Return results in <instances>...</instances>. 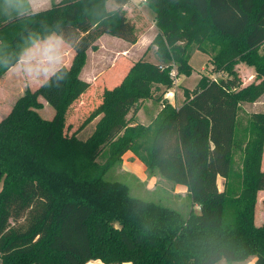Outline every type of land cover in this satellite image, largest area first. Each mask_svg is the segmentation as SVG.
I'll return each instance as SVG.
<instances>
[{
    "label": "trees",
    "instance_id": "trees-1",
    "mask_svg": "<svg viewBox=\"0 0 264 264\" xmlns=\"http://www.w3.org/2000/svg\"><path fill=\"white\" fill-rule=\"evenodd\" d=\"M108 1L58 0L31 11L21 0L10 14L0 12V78L30 36L55 33L74 51L68 66L25 89L0 119V264H217L251 256L264 264V222L255 223L264 112L251 114L244 147L236 133L240 104L264 94V0H145L158 62L127 63L71 128L67 115L90 86L81 78L88 49L104 34L137 41L124 9L130 0H111L113 8ZM193 50L226 77H207L177 107L165 104L147 140L148 126L127 115L147 99L164 102L171 72L188 73ZM238 64L255 80L242 86ZM41 99L53 108L50 119L39 113ZM127 151L151 175L185 187V215L105 177Z\"/></svg>",
    "mask_w": 264,
    "mask_h": 264
},
{
    "label": "rangeland",
    "instance_id": "rangeland-1",
    "mask_svg": "<svg viewBox=\"0 0 264 264\" xmlns=\"http://www.w3.org/2000/svg\"><path fill=\"white\" fill-rule=\"evenodd\" d=\"M51 1L54 0H25L31 11L47 8ZM20 2L21 0H0V12L6 15L10 14ZM30 3L34 5L35 10L32 9ZM107 7H114L111 0L108 1ZM125 11L126 16L134 24L137 41L129 43L117 37L103 35L96 41L98 46L96 49H88L81 77L88 80L90 86L79 100L73 104L67 115L66 121L71 123V128L79 126L89 112L97 105L102 90L105 87L119 82L125 72L124 66L127 63L136 61L139 58L147 59L153 63L158 62L156 53L158 39H156L157 29L153 20V12L146 5V2L142 0H130L126 4ZM64 49L66 52V66H68L71 63L74 51L66 43ZM189 64L190 70L188 73L177 74L175 69L171 72L172 86L164 94V102L151 100L153 103L150 106H144V110L141 116H139L140 118L137 117L138 111L134 115L131 112L127 115L131 123H140L148 126L147 140L152 137L156 129V118L152 119V112H155V110L158 112L159 109L164 108L165 104L177 107L189 94L197 90L200 83L204 82L207 77L216 80L226 77L225 73L215 71L212 68L210 56L199 50H193ZM236 69L242 86L255 80V73L249 67L238 64ZM39 85V83L29 80L22 72L17 71L14 66L7 70L0 78V118L10 111L15 100L25 89L33 90ZM41 101L43 107L39 110V113L42 117L50 119L53 115V108L43 99ZM142 107L143 105L140 108ZM256 112H264V94L253 102H243L239 106L236 133L242 139L243 147L246 139L249 137L247 131L250 126V116ZM151 119L153 121L148 124ZM91 128V124L87 125L85 132L89 133ZM85 135L81 134L80 136L84 137ZM129 153L122 156L120 167L109 170L105 177L107 179L123 181L130 187L133 194L176 207L185 215L189 209L188 198L185 197L186 190L181 185L174 184L157 174L151 175L140 160L127 156ZM242 154L241 150L235 152L234 158L237 168H239L241 163ZM133 160L136 162H133ZM139 166L144 169V172L141 169L143 173L141 176L143 178L138 177L134 171L138 170ZM261 169L264 170V154H262ZM223 181L222 178H218L217 183L220 190L223 189ZM181 201L185 205L184 209L181 208L183 206ZM255 219L256 224L264 222V191L262 190L257 194ZM251 257L250 259L248 258L249 260L247 259L245 264L253 259V256ZM218 264H239V262L222 261Z\"/></svg>",
    "mask_w": 264,
    "mask_h": 264
},
{
    "label": "clouds",
    "instance_id": "clouds-1",
    "mask_svg": "<svg viewBox=\"0 0 264 264\" xmlns=\"http://www.w3.org/2000/svg\"><path fill=\"white\" fill-rule=\"evenodd\" d=\"M64 45L63 38L55 33L43 38L30 36L14 67L29 80L43 85L66 67Z\"/></svg>",
    "mask_w": 264,
    "mask_h": 264
},
{
    "label": "crops",
    "instance_id": "crops-1",
    "mask_svg": "<svg viewBox=\"0 0 264 264\" xmlns=\"http://www.w3.org/2000/svg\"><path fill=\"white\" fill-rule=\"evenodd\" d=\"M54 1H58V0H54ZM31 4V3H30ZM31 6H32V9L33 10H35L34 9V5L33 4H31ZM42 9H44V8H42ZM124 9H126V5L124 6ZM105 35V34H104ZM103 36V35H102ZM101 36V37H102ZM16 65V64H15ZM14 65V66H15ZM13 67V66H12ZM10 69V68H9ZM82 74V73H81ZM82 78V77H81ZM82 79H84V78H82ZM84 80H86V79H84ZM86 81H88V80H86ZM153 102L151 101V99H147V100H145L144 102H143V107L142 108H140V110H138V113H137V117H139V116H141V113H142V111L144 110L143 108H144V106H150L151 104H152ZM160 112V109H159V111L157 112L156 110H155V112H152V119L154 118H156V116H157V114ZM4 116V115H3ZM2 116V117H3ZM1 117V118H2ZM0 118V119H1ZM140 118V117H139ZM151 119V121L148 123V124H150L153 120ZM144 125V124H143ZM128 152H130L129 153V155H127V156H129V157H133L135 160H139L138 159V157L137 156H135L131 151H127L125 154H128ZM124 154V155H125ZM131 154V155H130ZM135 160H133V162H136ZM143 170V172H144V169L141 167V166H139L138 167V170H134L135 172H136V174H137V176L138 177H142L141 175L143 174L142 173V170ZM143 178V177H142ZM218 178H221V177H218ZM182 188H184L185 189V187H183V186H181ZM250 258H252V257H250ZM249 258V259H250ZM248 259V260H249ZM222 261H224V260H221L220 262H222ZM247 261V260H246ZM246 261H244V262H239V264H245L246 263ZM219 263V262H218ZM217 263V264H218ZM84 264H106V263H104V262H102V261H100V260H89V261H87L86 263H84ZM122 264H128V263H122ZM247 264H254V257H253V259L251 260V261H249Z\"/></svg>",
    "mask_w": 264,
    "mask_h": 264
},
{
    "label": "built area",
    "instance_id": "built-area-1",
    "mask_svg": "<svg viewBox=\"0 0 264 264\" xmlns=\"http://www.w3.org/2000/svg\"><path fill=\"white\" fill-rule=\"evenodd\" d=\"M142 1H144L145 2V0H142ZM172 74V73H171Z\"/></svg>",
    "mask_w": 264,
    "mask_h": 264
}]
</instances>
